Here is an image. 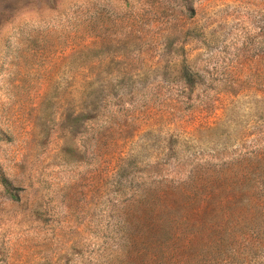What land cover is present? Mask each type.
<instances>
[{
	"label": "rangeland",
	"instance_id": "rangeland-1",
	"mask_svg": "<svg viewBox=\"0 0 264 264\" xmlns=\"http://www.w3.org/2000/svg\"><path fill=\"white\" fill-rule=\"evenodd\" d=\"M0 264H264V0H0Z\"/></svg>",
	"mask_w": 264,
	"mask_h": 264
},
{
	"label": "trees",
	"instance_id": "trees-1",
	"mask_svg": "<svg viewBox=\"0 0 264 264\" xmlns=\"http://www.w3.org/2000/svg\"><path fill=\"white\" fill-rule=\"evenodd\" d=\"M3 186L5 187V189H6V187L8 186V184L5 182V181H3ZM9 195V198L10 199H12V200H15L16 199V197L14 196V195H11V194H8Z\"/></svg>",
	"mask_w": 264,
	"mask_h": 264
}]
</instances>
